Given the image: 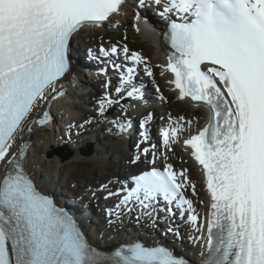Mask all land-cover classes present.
I'll list each match as a JSON object with an SVG mask.
<instances>
[{
  "label": "snow or ice",
  "instance_id": "snow-or-ice-1",
  "mask_svg": "<svg viewBox=\"0 0 264 264\" xmlns=\"http://www.w3.org/2000/svg\"><path fill=\"white\" fill-rule=\"evenodd\" d=\"M125 0H0V264H190L158 242L134 240L107 253L94 247L77 221L53 198L38 189L23 159L20 144L42 103L65 95L62 78L71 72V41L88 24H100L119 14ZM145 7V0H139ZM169 21L175 52L164 71L178 99L207 107L204 127L181 141L191 128L179 119L162 132L171 148L182 142L202 166L210 196V213L201 220L185 189L188 170L153 166L132 176L134 187L117 208L130 213L131 202L151 218L163 198L175 203L193 226L194 243L204 240L201 264H264V0H153ZM137 31L139 29L137 28ZM104 55H120L133 62L121 75L117 93L132 84L135 66L144 58L124 45L101 48ZM148 76L153 72L145 64ZM128 97L143 98L133 86ZM100 102V113L105 104ZM148 115L142 122L144 127ZM125 131L130 124L119 125ZM147 139V130L141 133ZM145 155L148 149L143 150ZM140 160L136 156L131 163ZM155 165V160L151 161ZM119 193L109 192V196ZM168 211L172 209L169 207ZM168 231H172L171 228Z\"/></svg>",
  "mask_w": 264,
  "mask_h": 264
},
{
  "label": "rangeland",
  "instance_id": "rangeland-1",
  "mask_svg": "<svg viewBox=\"0 0 264 264\" xmlns=\"http://www.w3.org/2000/svg\"><path fill=\"white\" fill-rule=\"evenodd\" d=\"M131 23L127 25H123L119 29H115V25L117 23L121 24L122 18L119 16L113 17L112 21L109 24H106L105 27L100 28L98 31L99 38H104L105 36H108L112 38V41H115V43L123 44L125 42L129 43L131 48L137 49L141 51L144 55L149 56L151 60V64L159 67V61L155 58H153V46L150 43H147L143 41L136 33L134 29V22L133 18H131ZM125 35V36H124ZM105 40V39H102ZM100 40V41H102ZM108 41V39H106ZM105 40V41H106ZM93 41V40H92ZM111 41V42H112ZM110 42V44H111ZM147 60V59H146ZM157 78L160 82H164L165 79L160 75V71L157 72ZM162 96H161V102H157L156 106L158 108H161L162 111L165 112L164 114H159L157 117L158 122H163L166 120L167 117L174 113H179L180 111L184 114L179 113L180 117H190L191 119L198 120V118L201 117V112L196 109L193 106H190L189 104L179 102L172 92L170 91L168 86H162ZM84 100L89 104L86 106V109H90L92 111H95L93 107H90V105H100L99 99H90L89 93L84 96ZM85 106V105H84ZM175 110V111H174ZM80 111V110H79ZM78 110L74 111V116L80 117L81 112ZM96 117H92V112L90 111L89 114H87L85 117H83V120H81L80 125L84 124H90L92 123V126L89 127L91 133L93 135L98 136V140L95 143L96 146V153L90 157L89 160H95V164L89 163V160L83 159L85 161H88L87 163L84 162H78V160H75L73 163L66 164V167H62L59 169L58 167L63 164L59 162L52 161V159L48 158V156L44 154L43 152V160L46 162L47 166H51L52 169L56 168L54 170L55 176L60 175L67 180H69L70 185L75 186V184L78 185H89L90 182H97L100 180H104L108 175H110V170L104 169V165L106 161L112 160L115 161V159L118 157L122 158L121 167H123L122 171H125L126 166H129L131 163L130 161L127 163L126 156H128L129 151L123 152V144L118 139H111L108 134H110V124L113 125L114 120L110 118L109 115H101L96 112ZM150 115V113H148ZM165 116V117H163ZM100 128H102L101 131H98ZM103 135H107V137H103ZM133 160V159H132ZM131 160V161H132ZM164 161H168L169 163H172L176 168L178 169H189L190 173L193 169V166L191 164V161L187 154H185L182 150H180L178 147L174 149L172 153H169L168 156H165L163 158ZM52 161V162H51ZM48 163V164H47ZM50 163V164H49ZM57 164V165H55ZM55 165V167H54ZM58 166V167H57ZM143 166L139 167L143 168ZM138 170V169H136ZM135 170V171H136ZM195 172V171H194ZM196 177V172H195ZM114 179H112V182ZM195 185V183H194ZM191 194L196 198L197 204L199 206V209H202L204 206V200L206 199L205 193L201 188H198L195 194H193L192 189L190 190Z\"/></svg>",
  "mask_w": 264,
  "mask_h": 264
},
{
  "label": "bare ground",
  "instance_id": "bare-ground-1",
  "mask_svg": "<svg viewBox=\"0 0 264 264\" xmlns=\"http://www.w3.org/2000/svg\"><path fill=\"white\" fill-rule=\"evenodd\" d=\"M129 12L133 13V9L132 8L129 9V4L126 5L124 4V6L121 7L118 16L122 17V19H125L127 15H129ZM134 25L137 35L143 41L150 43L153 46L154 52L152 56L153 58L159 61L158 68L152 65L153 67L151 69L153 75L150 78V80H153L155 82V85L162 87V85L156 79L157 78L156 72L159 70L160 75L165 77L166 80L168 81L167 84H171L169 83V81L172 79V74L170 72L164 71V66L167 64V62L165 61L162 50L158 48L157 45H155L154 40L150 38V36L146 32L145 27L141 23L136 22ZM118 27L119 26L117 25L116 28ZM137 28L139 29V31H137ZM144 58H147V56H144ZM78 84L79 85L77 86H72V87L69 86L68 88L69 90L67 92L68 95H66L65 97H59L55 100L50 101L49 107L51 109L53 118L55 120L54 124L53 123L51 124V122H47L41 126L32 125L30 126L33 129L31 132L28 131L24 132V134L26 136L28 135L29 139L31 140V145L29 146V151L25 159L26 169L33 175V177L37 182V185H39L46 192L57 191L55 189L56 187H55L54 179L58 177L55 176V172H54L56 168H54L53 170L51 167L52 165L47 166L46 162L43 160L44 156L42 155V153L45 150H47V147L54 149L56 147L63 145L69 147L73 151L74 153L73 157L70 160L64 162L59 161V157L57 155H53L52 157H49L50 159H52V161L55 162L59 161V163H63L59 167L57 166L59 169H61L62 167H66V164L73 163L75 160H78V162L87 163L88 161H85L83 159L88 160L89 158H87V156H83L79 154L77 152V148L84 145L86 142L95 143V141H97L96 136L88 133L89 131L88 129H86L88 127L87 125L81 127L83 134L82 137L75 135L67 139L58 137V132L56 131L57 130L56 125H58V123H63L65 121H67V123L74 121L75 119L72 114L73 113L72 110H81L82 108L79 101L83 100L82 94L84 93L85 85L87 84V81L84 77L80 76ZM84 113H86L85 110ZM110 128H112L111 125ZM95 160L96 159L89 160V163L93 164L95 163ZM119 234L122 237L129 236L126 230H122ZM91 237L93 240L97 242H101V241H104L106 243L113 242V240H106L103 238H99V236L95 233H92ZM184 249L188 250L190 249V247L184 246ZM194 250L195 249H191L190 251H194Z\"/></svg>",
  "mask_w": 264,
  "mask_h": 264
},
{
  "label": "water",
  "instance_id": "water-1",
  "mask_svg": "<svg viewBox=\"0 0 264 264\" xmlns=\"http://www.w3.org/2000/svg\"><path fill=\"white\" fill-rule=\"evenodd\" d=\"M91 150H92L91 148H88L86 150H83V152L86 153V154H89L91 152ZM60 155H61V159L62 160L67 159L70 156L69 153H65L63 151L60 152Z\"/></svg>",
  "mask_w": 264,
  "mask_h": 264
}]
</instances>
